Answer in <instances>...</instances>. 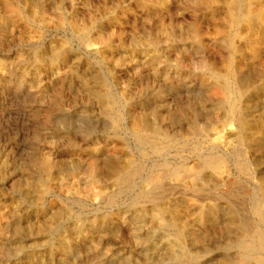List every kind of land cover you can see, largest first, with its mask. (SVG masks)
Here are the masks:
<instances>
[{
	"label": "rangeland",
	"instance_id": "1",
	"mask_svg": "<svg viewBox=\"0 0 264 264\" xmlns=\"http://www.w3.org/2000/svg\"><path fill=\"white\" fill-rule=\"evenodd\" d=\"M232 3L0 0V264L244 263L227 245L264 234V148L235 142L237 118L211 96L235 71ZM113 153L137 171L132 183L107 165ZM172 169L155 190L148 177ZM212 205L217 221L199 212Z\"/></svg>",
	"mask_w": 264,
	"mask_h": 264
},
{
	"label": "bare ground",
	"instance_id": "2",
	"mask_svg": "<svg viewBox=\"0 0 264 264\" xmlns=\"http://www.w3.org/2000/svg\"><path fill=\"white\" fill-rule=\"evenodd\" d=\"M12 2L13 1H11V3ZM30 5H32V4H30ZM2 7H3V5H2ZM30 7L32 8V6H30ZM21 10H22V8H21ZM228 11H229V13L232 16L231 20L233 21L235 32H236V45H235V48H234V53H235V71H234V74H233V77L231 78V80H229L228 82H226V83H224V84H222V85H220V86H218V87H216V88H214L212 90L211 96L213 98H215V99L218 98L220 100L221 104L227 105L229 111L234 115V117L237 118V122L239 123V126H238V129H237V135L233 138L235 140V142H238L239 145H245L246 142L250 141V143H251L250 148L255 147V148L260 149V148H264V117H263V115L262 116L254 115L253 111L256 108L263 109V106H264V0H233L232 5L228 4ZM2 12H3V10H2ZM16 23H18V22H16ZM19 23H21V22L19 21ZM29 24H28V26H29ZM19 27L21 28V26H19ZM23 28H25V27H23ZM3 37H4V33L2 31V32H0V43L2 42ZM16 41H17V38H16ZM12 56H14V55H12ZM53 58H55V57H53ZM14 61H16V60H14ZM44 63H46V62H44ZM24 66H26V65H24ZM13 71H14V69H13ZM25 71H26V69L24 70V72ZM29 71H30V69H29ZM9 73H11V72H9ZM15 73H17V72H15ZM19 73H20V71H19ZM35 76L38 77L37 75H35ZM25 83L26 82H24L23 86L25 85ZM27 86H28V84H27ZM5 88H6V86H5ZM12 88H13V86H12ZM4 90H6V89H4ZM44 90H45V88H44ZM7 91H8V89H7ZM8 92H10V91H8ZM10 93H12V92H10ZM57 97H58V95H57ZM100 98L103 99L102 97H100ZM106 99H108V97ZM107 101H109V100H107ZM251 101H253L254 104H251ZM53 111H55V110H51V111L49 110V111L46 112L45 121H44L45 125H48V124L51 123V115L53 114ZM111 119L113 120L114 124L115 123L117 124L118 122L120 123V120L118 118L114 117V116H111ZM146 120H147V118H146ZM146 120L145 119H139V125H140L141 130H143V131H145L147 133L150 132V133H153V134H156V133L161 134V131L158 128H156L153 124H150ZM249 125H250V128H248ZM248 131L251 132V135L249 137H248V134H247ZM166 139H168V138H166ZM152 146H153L152 147L153 150H155L156 152H161V153H162V151H164L166 149L165 147H167V146L160 147L159 145H156V144H153ZM210 149H212V148H210ZM243 150H244V148H243ZM203 154H205V153H203ZM50 156H51V154H50ZM255 156H256V154H255ZM246 158H247V156H246ZM249 159H251V158H249ZM256 160H257V158H256ZM52 161H53L52 159L48 158L47 161H46V164L44 165V168L45 169H50L51 166H52V163H53ZM257 163L258 162H256L255 164L252 163V165H255L257 167L258 166ZM107 165L108 166L110 165V167L116 166V168H118V170H119L118 173H120L119 179L121 180V182L123 184L132 183L133 180L136 178V176L138 174L136 170L124 167L119 162V158L117 157L116 153H113V155L110 158L107 159ZM196 165H198V164H196ZM260 165L258 167H260ZM206 166L207 167H212V164H210L209 162H206ZM158 170H160V168ZM196 171H198V169ZM153 172H155V171H153ZM178 174H179V170L178 169H172L169 174L165 173L164 171L162 172V174L157 172L156 174H153L152 176H149L148 177V181L149 182L151 181L152 183H154L155 190H160L162 188V185H163L162 183H163L164 180L168 179L170 176H175V175H178ZM197 179L199 180L200 178H197ZM186 182H188V181H186ZM196 182H194V184ZM194 184L191 183L190 186H189V189L192 190L194 193L202 192V191L205 190V189L202 190L201 187H196ZM262 185H263V183H262ZM167 186H169V185H167ZM145 189H147V188H145ZM146 196L147 195H146V193L144 191L140 192L139 194H137V196L133 199V205L134 206H138L144 199H147ZM151 199L154 202V207H158L159 206V204H158L159 199L156 198V197H154V198L152 197ZM201 200H203V199L201 198ZM256 202H259V203L256 204L255 210H256L259 218L261 219V221L264 222V210L261 208L260 201L257 200ZM222 211H223V208H222ZM166 212L168 213V211H166ZM199 212H200L201 216H203V217H206V216L209 217L210 216V217L214 218V220H216V221H217V219H220V215H222L220 213L221 212L220 208L217 205H212L211 207H208L206 209L201 207V208H199ZM231 212L232 211H230V213L228 212V214H227V218L226 219L229 220L228 224L229 223L233 224V223L236 222V217H235L234 213H231ZM164 215H165L164 212H160L158 217L160 216L161 218H163ZM199 220H200V217H199ZM206 223H207V221H206ZM215 224H217V223H215ZM163 229H164V231H170V232L172 231L175 234H181V233L183 234V232H184L183 228L179 227L175 223H171L170 221H166V224L164 225ZM229 229L225 228V233L227 234V236H230L231 233H233ZM241 231L242 232H246V233H248L251 236V233H250L251 231H248L246 226L242 227ZM238 232H239V230H238ZM187 236H188V234H187ZM251 237H253L252 240L243 241L241 238H239V236H235V241L233 243V246L230 245L232 243L228 239L229 240V244L227 245V248L236 247L238 249V251L240 252L239 254L245 260L244 263H242V264H250L251 261L255 260V258H256V256L258 254H261V255L264 256V234L263 233L257 234L255 237L252 235ZM255 261H256V263H254V264H264V261H259V260H255Z\"/></svg>",
	"mask_w": 264,
	"mask_h": 264
}]
</instances>
